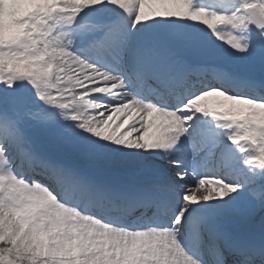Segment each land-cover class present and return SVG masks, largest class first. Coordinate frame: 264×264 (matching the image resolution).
I'll list each match as a JSON object with an SVG mask.
<instances>
[{"label": "snow or ice", "instance_id": "1", "mask_svg": "<svg viewBox=\"0 0 264 264\" xmlns=\"http://www.w3.org/2000/svg\"><path fill=\"white\" fill-rule=\"evenodd\" d=\"M0 264H264V0H0Z\"/></svg>", "mask_w": 264, "mask_h": 264}]
</instances>
